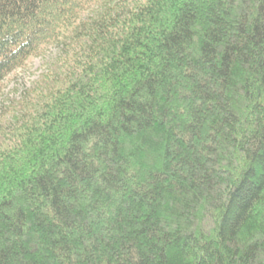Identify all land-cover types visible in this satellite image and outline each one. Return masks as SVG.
I'll use <instances>...</instances> for the list:
<instances>
[{"label": "trees", "instance_id": "trees-1", "mask_svg": "<svg viewBox=\"0 0 264 264\" xmlns=\"http://www.w3.org/2000/svg\"><path fill=\"white\" fill-rule=\"evenodd\" d=\"M58 45L0 129V264H264V0H0V93Z\"/></svg>", "mask_w": 264, "mask_h": 264}, {"label": "rangeland", "instance_id": "rangeland-1", "mask_svg": "<svg viewBox=\"0 0 264 264\" xmlns=\"http://www.w3.org/2000/svg\"><path fill=\"white\" fill-rule=\"evenodd\" d=\"M118 3L120 0H116ZM102 10L96 6L84 16L97 18ZM63 55V46H49L40 54L32 56L22 67L12 72L4 81L0 93V129L10 130L22 118L21 104L29 98L33 90L47 73L52 64Z\"/></svg>", "mask_w": 264, "mask_h": 264}]
</instances>
